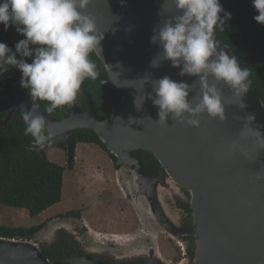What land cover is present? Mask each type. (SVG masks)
Masks as SVG:
<instances>
[{"label": "water", "instance_id": "95a60500", "mask_svg": "<svg viewBox=\"0 0 264 264\" xmlns=\"http://www.w3.org/2000/svg\"><path fill=\"white\" fill-rule=\"evenodd\" d=\"M164 3L165 0H93L89 13L96 19L98 30L104 34L102 57L97 56L105 70V73L98 72L100 81L106 89L116 88L121 102L117 104L111 96L113 110L109 117L99 114L91 96L89 111L83 112L73 102L69 105L72 115L64 119L39 111L46 116L53 141L50 147L43 149L34 144L29 151L39 152L44 159H48L47 151L60 138L67 144V167L70 168L76 162L78 147L72 133L93 130L107 151L118 160V169H122L123 174L125 166L134 169V186L144 185L133 198L131 182L118 176L120 183L130 187L128 201L142 213L141 195L149 193L151 179L142 172L143 153L152 154L165 170L158 201H164L167 195H182L191 206L195 225L192 235L197 238L195 264H264V100L258 87L251 81L249 91L242 100L243 109L233 104L235 100L225 88V121L221 123L204 115L199 118V128L174 124L171 119L167 121V126L158 125L155 123L158 121V109L151 99L146 98L139 110L134 103L138 97L139 106L143 95L146 97L152 93L151 80L168 76L189 85L197 80L196 77H181L180 69L173 68L168 61L161 62L156 68L151 66L152 60L162 52L158 44L151 43L154 29L175 11L168 4L165 10L169 14L162 16ZM215 38L230 56H236L232 48L217 36ZM0 43L6 44L1 25ZM10 72L14 97H0L1 103L10 106L2 126H7L15 112L32 106L28 90L20 86L22 73L16 68H10ZM141 80L147 81L144 86ZM83 85L86 87L85 81ZM198 93L199 84L196 82L193 92L189 93V100ZM249 116L254 117L250 122L247 119ZM130 120L136 122L129 123ZM122 173L119 172V175ZM58 228L53 223L50 229L56 237L52 246L58 244L64 230V227ZM43 229L29 240L0 236V264H109L89 252L62 262L51 261L40 247L46 242L45 237L38 238ZM111 242L124 247L116 240ZM149 252L157 264H169L156 247H151ZM115 254L107 255L117 257ZM142 257L148 261L146 255ZM125 263L135 264L129 260Z\"/></svg>", "mask_w": 264, "mask_h": 264}, {"label": "clouds", "instance_id": "9594fccd", "mask_svg": "<svg viewBox=\"0 0 264 264\" xmlns=\"http://www.w3.org/2000/svg\"><path fill=\"white\" fill-rule=\"evenodd\" d=\"M258 15L254 20L264 26V0H251ZM93 0H0V25L5 31L14 27L23 36L15 45V52L0 43V76L10 68L21 73L20 86L28 90L32 106L21 109L24 135L31 136L39 148L50 147L53 137L48 132V121L39 112V104L47 102L44 112L51 115L57 108L71 105L83 82L99 75L92 57H102L103 32L89 13ZM174 7V15L154 29L152 44L162 48L151 62L156 68L168 61L179 75L196 77L199 93L189 100L193 84L177 82L168 76L151 80V99L158 109V125L183 123L192 128L201 126L200 117L207 115L223 123L227 88L233 104L241 109L243 97L251 85L250 69L241 67L238 58L230 56L216 40L225 31L231 13L220 0H165L161 15L167 16L166 6ZM19 56V59L17 58ZM31 58V63L27 62ZM144 84L146 80H141ZM150 119V118H149ZM248 121L254 119L249 116ZM136 122L130 120L129 123Z\"/></svg>", "mask_w": 264, "mask_h": 264}, {"label": "rangeland", "instance_id": "374dc122", "mask_svg": "<svg viewBox=\"0 0 264 264\" xmlns=\"http://www.w3.org/2000/svg\"><path fill=\"white\" fill-rule=\"evenodd\" d=\"M47 156L51 162L66 168L61 202L39 217L30 220H20L16 217L14 209L0 205V226L33 228L44 225L38 238L45 237L44 244L48 243L49 245H53L56 239L53 237L55 232L50 230L53 223H56L58 229L64 227L62 229L65 231L77 230L79 226L80 228L87 226L91 237L85 243L84 251L86 250V254L92 253L93 257L96 254L106 255L103 257L109 259L107 261L109 264H122L126 260L137 264L140 259L145 264H157L153 257L149 256V251L153 246L169 264H190V259L186 257L185 241L179 237H174V242L168 240L164 237L167 235L161 232L158 226L149 224L141 209H136L128 201L129 189L131 187L134 191V184L131 183L130 187L126 188V184L118 181V176L125 177V179L127 176L115 172L111 158L106 151L94 144H78L76 162L70 168L67 167L68 155L65 150L50 148L47 151ZM72 166L74 167L72 168ZM158 189L160 190V187ZM70 211L81 213V218H78L77 221L65 218L66 213ZM58 218L62 221L57 220ZM138 220L143 223L140 230ZM194 226L193 220L195 231ZM175 228L178 229V226ZM145 236L149 242L142 244V239ZM195 239L197 241L196 237ZM113 240L124 247L115 246L110 242ZM100 246L107 247V250L100 251ZM113 249H115L117 257L110 258L107 254L114 253ZM120 252L123 255L118 254ZM143 255H146L149 262L143 259ZM110 260L119 262L112 263Z\"/></svg>", "mask_w": 264, "mask_h": 264}, {"label": "trees", "instance_id": "16d2710c", "mask_svg": "<svg viewBox=\"0 0 264 264\" xmlns=\"http://www.w3.org/2000/svg\"><path fill=\"white\" fill-rule=\"evenodd\" d=\"M220 4L226 12L231 13L232 18L225 31L218 32L216 36L233 49L241 67L250 69V80L258 87L264 100V26L254 20L258 13L251 0H220ZM11 28L15 31L14 27H10V31L2 28L9 40L13 39ZM13 43L15 47V40ZM9 78V72L0 76V96L3 98L13 97ZM92 81L89 79V84ZM113 94L118 96L117 90ZM34 103H38L39 109L44 110L47 102ZM9 108L8 104L0 102V205L14 209L18 219L30 220L61 202L66 168L44 159L39 152L29 151L34 143L31 136L24 135L25 125L20 111L14 113L7 126H2ZM57 111L58 108L51 115H58ZM72 137L77 144L99 146L112 160H116L93 130H77L72 133ZM52 148L66 150V142L58 138ZM43 227L44 225L33 228L0 226V236L29 240ZM45 254L48 257L46 252ZM63 257L54 254L48 258L53 262H62Z\"/></svg>", "mask_w": 264, "mask_h": 264}, {"label": "flooded vegetation", "instance_id": "af4514ba", "mask_svg": "<svg viewBox=\"0 0 264 264\" xmlns=\"http://www.w3.org/2000/svg\"><path fill=\"white\" fill-rule=\"evenodd\" d=\"M3 27L4 26L1 25V33L2 36L4 37L7 46L10 49L15 50L13 40H15V43H18L20 39L21 38L23 39L24 37L19 35L16 32V30L14 31V29L11 28V34L13 39L9 40L7 35L3 33V29H2ZM17 58L19 59V56H17ZM92 58L94 59V62L97 65V71L105 73L102 61L97 56ZM27 62L31 63V58H29ZM8 72L10 73V78H11L10 69ZM85 85L86 87H84V85L82 84L81 89L78 92L76 99L74 100L76 106L80 108L83 112L89 111L88 101H89V97L91 96L92 100L98 106L99 114L101 116H107V117L111 116L113 110L112 97L117 104H120L121 102V95L119 94V92L117 91L118 96H115L113 94V91L117 89L114 87L106 89L101 84L99 75L97 76L96 79L92 81V84H89V79H86ZM13 97H14V93H13ZM13 97H9V98H13ZM39 102H43V101H39ZM39 111L44 112V110H40V109ZM57 112L58 115L56 116L51 115V116L57 119H64L65 117L72 115V110L69 105H65L58 108ZM65 151L67 152V148ZM143 156H144V170L142 172L145 174L146 177L151 178L149 180V186H150V188L148 189L149 193L146 196L141 195L143 199V209H144L143 212L145 214V217L148 219L149 224H152L153 226L154 225L158 226V228L161 229V232L166 234L168 237L164 235L162 236L166 237L171 242L174 240L173 235L185 241L184 243H186L187 246V254L185 250L186 257L190 259V264H193L195 259V252H196V239L192 235L194 229H193V213L191 206L188 203V200L182 195L173 194L172 197L170 195H167L164 201L161 202L158 201L159 195L162 194L161 188L160 190L158 188L164 185L163 174L165 173V170L161 167L157 159L152 154L144 152ZM111 161L115 172H117L118 174L119 172L122 173L123 172L122 169L119 170L117 166L118 160L111 159ZM73 167L74 166H72V168ZM124 170H125L124 174L127 176V180L134 184V179L136 177V173L134 169L130 168L129 166H125ZM137 179L139 181L138 177ZM143 186L144 185L142 183L138 185V188L134 186L133 189L134 191H131L132 196L134 195V197H136L138 193L141 192V189L139 188ZM184 194L188 199L190 198V196L187 194L186 191H184ZM64 217L72 218L73 220L77 221L78 218H81V213L76 211H70L69 213H66ZM138 224L140 230L143 223H141L138 220ZM176 226H178V229L175 228ZM77 228H78L77 230H70V231L63 230L60 234L58 244L52 246L49 245L48 243H45L41 245V249L48 254V257L53 256L54 254H59L64 256L63 257L64 260L70 259L71 257H75L78 255H85L86 251H84L83 248L86 247L85 243L87 242L88 238L91 237V235H89L88 233L87 226H84L82 228H80L79 226ZM141 231L143 232V230ZM148 242L149 239L146 236L143 237L141 243L147 244ZM99 250L105 251L107 250V247L100 246ZM94 257L106 263L108 261L107 257H103L100 254L94 255ZM137 264H145V263L143 262L142 259H140Z\"/></svg>", "mask_w": 264, "mask_h": 264}, {"label": "built area", "instance_id": "2783aa9c", "mask_svg": "<svg viewBox=\"0 0 264 264\" xmlns=\"http://www.w3.org/2000/svg\"><path fill=\"white\" fill-rule=\"evenodd\" d=\"M1 97V96H0Z\"/></svg>", "mask_w": 264, "mask_h": 264}]
</instances>
